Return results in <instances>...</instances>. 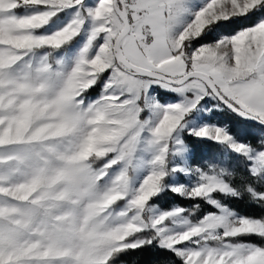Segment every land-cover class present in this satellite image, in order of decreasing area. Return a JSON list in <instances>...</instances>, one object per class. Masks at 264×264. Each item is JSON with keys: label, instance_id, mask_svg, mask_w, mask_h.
<instances>
[{"label": "snow or ice", "instance_id": "1", "mask_svg": "<svg viewBox=\"0 0 264 264\" xmlns=\"http://www.w3.org/2000/svg\"><path fill=\"white\" fill-rule=\"evenodd\" d=\"M0 264H264V0H0Z\"/></svg>", "mask_w": 264, "mask_h": 264}]
</instances>
